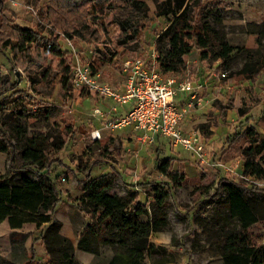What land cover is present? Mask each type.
<instances>
[{
    "label": "rangeland",
    "instance_id": "rangeland-1",
    "mask_svg": "<svg viewBox=\"0 0 264 264\" xmlns=\"http://www.w3.org/2000/svg\"><path fill=\"white\" fill-rule=\"evenodd\" d=\"M146 2L149 5V12L148 16L139 22V35L135 40L117 44L119 29L112 20L115 14L124 10V7H121L124 0H0V50H4V53L0 52V74L3 78H9L11 87L8 92L0 95V127L2 125L8 129L5 115L14 107L16 97L23 96L24 105L29 112L55 105L57 109L50 116V123L57 122L61 126L72 124L75 127L74 134L68 139L63 153L64 156L66 153L65 159L84 175L88 168L100 162L102 157L115 159V156L110 154L116 151L119 155L123 151L121 142L92 137V132L99 126L107 131L104 127L105 116H100L98 122L94 119V126H91L93 124L91 113L93 112L95 116L93 104L89 99L82 102L71 87L67 93L60 88V57L49 51L46 44L57 42L65 52L66 61L69 59L72 61L73 57L75 59L74 55L87 62L101 56L105 61L96 62L98 77L112 82L122 77L120 64L124 58L135 55L150 58L151 51L155 49V37L167 24L165 17L155 14L153 1ZM201 2L208 7L213 6L207 18L213 25L226 32L230 43L243 47L256 46L259 35L256 31L261 27L264 29V0H201ZM112 3L116 4L114 9L109 8V4ZM21 28H30L36 32L38 41L30 44L26 52H18L9 45L4 46L5 40L16 42L18 29ZM66 31L73 34L71 39L66 37ZM262 39L264 40V36ZM114 52L116 55L109 61L108 57ZM8 55L12 59L11 62ZM243 59L241 53H236L230 69L240 68ZM184 61L185 68L174 75L179 77L191 75L195 79L201 76L208 79L209 83H214L213 93L207 102L202 100L203 89L206 86L203 85L199 90L198 101L194 107H201L202 111L199 121L193 124L192 128L202 133L211 161L221 159L236 164L242 148L247 144L242 135L244 127L251 124L260 135L264 134V69L252 79H245L239 75L230 76L229 69L219 68L217 61L202 60L196 48L186 59L184 58ZM44 67L50 69V85L41 82L35 85V89H31L27 74L29 72L36 74ZM222 71L225 72V76L218 80V83H215V79L209 78L211 72L220 76ZM16 88L22 90L16 91ZM92 95L96 96L94 93ZM19 121L26 126L29 133L42 132L47 128L40 117L23 116ZM103 130H100L101 136ZM171 152L181 153L189 160L194 158V163L199 165L195 153L185 150L179 144L173 147L170 142L168 144L166 142L164 156L171 155ZM8 163V153L0 151V174L7 172ZM20 163L17 157V164ZM235 168L234 171H229L214 167L215 171H209L200 167L198 175L191 174L183 185L173 190L168 198L169 225L165 229L171 236V243L169 246H158L155 252L148 256L151 264L160 260H170L174 264H224L215 244L208 240L207 231L211 226L216 230L219 226L224 225L228 228L234 223L228 216L225 204L226 191L220 190L219 187L222 180L239 182L241 190L248 198L260 197V194L250 188L252 185L264 186V180L257 181L244 177L238 168ZM69 173L72 172L68 170L62 174L68 176ZM33 175L38 177L37 172ZM165 179V176L156 173L155 166L151 165L147 179L138 182L137 185L151 196L156 188H161ZM62 182L59 181V186ZM117 184L116 186L113 183L114 190H122L123 186L126 188L125 185L135 186L126 184L121 179H118ZM126 189L125 194H135L131 188ZM45 227L46 225H42L36 228L33 223H26L13 231L6 222L0 223V264L1 259H13L12 232L15 233V238L21 239V243H17L21 245L15 244L16 258L13 264H22V258L31 255L33 264H46L49 257L41 237ZM250 233L252 243L258 249L263 248L264 220L253 223ZM99 250L103 256L94 255L97 261L111 254L110 248L100 243Z\"/></svg>",
    "mask_w": 264,
    "mask_h": 264
},
{
    "label": "trees",
    "instance_id": "trees-1",
    "mask_svg": "<svg viewBox=\"0 0 264 264\" xmlns=\"http://www.w3.org/2000/svg\"><path fill=\"white\" fill-rule=\"evenodd\" d=\"M152 1L155 14L167 20L166 26L154 40L159 54V68L163 74L181 72L185 68L184 56L194 48L198 49L202 60L217 61L219 68L229 69L230 76L252 79L264 69L262 27L254 30L259 34L255 47L236 46L229 42L222 28L213 25L207 18L213 6L203 5L201 0ZM115 5L109 4V8L114 9ZM121 7L124 10L115 14L112 20L119 29L117 44L135 40L140 32L139 22L149 12L146 0H124ZM65 35L69 39L73 36L68 31ZM37 41L36 32L30 28H21L18 29L16 42L5 40L4 46L9 45L18 52H26L29 45ZM46 48L60 57L59 83L60 88L67 93L71 89L72 61L64 59L65 52L57 42L46 44ZM0 52L4 53V50ZM236 53L243 55V63L240 68L231 70V62ZM115 55L114 52L108 60L111 61ZM8 59L11 62L9 55ZM97 61L103 62L105 59L101 56L92 58L89 61L91 70H97ZM49 76L50 69L47 67L36 74L29 72L27 77L30 88L35 89V85L41 82L50 85ZM9 84V78H3L0 74V95L10 90ZM15 90L21 91L22 88ZM86 93L90 92L84 89L79 91L80 96ZM24 102L23 96L16 97L14 107L5 115L8 129L2 125L0 127V151L9 155L7 172L0 174V223L7 221L13 231L26 223H33L36 228L46 225L41 235L49 257L46 264H80L74 255L71 240L59 232L60 225L53 221L52 215L62 192L59 187L60 172H55V169L57 166H66L59 153L74 134L75 127L72 124L61 126L57 122L50 123L49 118L57 109L55 105L29 112ZM23 116L40 117L46 130L29 133L19 121ZM242 135L247 144L241 150V174L257 181L264 180V134L260 135L249 124L244 127ZM17 157L20 164H17ZM156 169L166 179L162 181L161 188L152 192L151 200L145 202L139 201L136 194L110 192L116 177H119L115 170L92 178L89 172L78 179V185L83 191L79 197L81 210L90 217L79 235V249L103 256L99 250L100 243L111 250L109 257L101 259L105 264H148L146 256L156 250L149 236L152 232L163 231L168 227V198L186 180L185 172L179 168L174 169L168 157H157ZM65 170L68 172L72 169L66 166ZM34 172L38 173V177H34ZM222 181L219 187L226 191L225 204L228 216L234 223L231 227L222 225L216 230L212 226L208 227V240L215 244L224 264H263L264 247L258 249L252 243L250 227L264 220V186L252 185L250 188L260 197L248 198L239 182L229 179ZM11 235L13 259H1V264H13L16 247L21 245L17 244L21 243V239L15 238L14 232ZM21 261L22 264H33L32 255L23 257Z\"/></svg>",
    "mask_w": 264,
    "mask_h": 264
},
{
    "label": "crops",
    "instance_id": "crops-1",
    "mask_svg": "<svg viewBox=\"0 0 264 264\" xmlns=\"http://www.w3.org/2000/svg\"><path fill=\"white\" fill-rule=\"evenodd\" d=\"M188 56V55H187ZM186 55L184 58L186 59ZM191 76V75H190ZM197 77V76H196ZM195 83H201L204 86H206L205 89H203L204 96L202 97V100L204 102H207L210 95L213 93V85L214 83H209L204 77L198 76L196 79L192 77ZM209 78L215 79V83H218L222 77L217 76V73L211 72V75ZM115 88L122 90V77L116 78L114 81L110 82ZM72 88V87H71ZM77 92V97L82 100L89 99L91 103L93 104V111L95 108L103 112L102 114H97L95 116L93 115V112L91 113V120H93V124L91 126H94L95 121L98 122L100 120V116H119L123 113H125L133 104V101H129L126 103H122L117 105L116 111H112L110 113H107L109 108L114 104V100L111 97L108 96H101L98 94H95L96 96H93L92 93H86L82 96L79 95L80 90H75ZM216 91V90H215ZM189 99V96L185 92H178L175 96V102L178 105H184L185 102H187ZM202 111L201 107H193L192 110L186 115V117L181 122V127L184 130H191L195 129L192 128V125L199 121L200 119V113ZM85 114V113H84ZM104 118V119H105ZM95 119V121H94ZM126 129L119 128V129H108L105 128L107 131L103 130V128H100L99 126V133L100 130H103V135L100 138L109 139L108 141H115L118 140L121 142L123 151L118 155L115 151L114 153L110 155H114L115 159H106L105 157H102V160L100 162L95 163L91 168H88V170L85 172V175L87 173H91V178L96 177L102 174H106L108 172H111L112 170H115L119 173V177H116L114 181V185H118V179L123 180L126 184L135 185L131 187L130 185H125L126 188H131L132 191L135 192L137 199L141 202L150 201L151 196L147 195V192L137 185V183H141L142 181L147 179L148 173H149V167L151 165L155 166L156 173L161 174L156 169V160L157 157H168L171 159V166L174 169H181L185 172L186 178H190L191 174L198 175V169L206 168L209 171H215L214 167L206 164V163H200L197 166L194 163V158L189 160L188 157H186L183 154H176V152H171V155L164 156L165 151V143L170 142L166 137L156 135L154 137V140L152 142H147L141 139V136L143 134V131L140 129H136L131 125H128ZM197 130V129H196ZM199 131V130H198ZM200 132V131H199ZM201 133V132H200ZM202 135V133H201ZM203 136V135H202ZM66 147V145H65ZM64 147V149H65ZM174 147V146H173ZM63 149V150H64ZM63 150L59 153L60 158L65 163L67 167H70L72 170V173H69L68 176L62 174L63 172L67 173L65 170L66 166H57L55 169V172H60V178L61 176L65 177V180L60 184V188L62 189V192L60 194V201L55 205L53 210V221L59 223V232L68 237L73 246H74V255L77 259H79L83 264H105L102 260H95V256L87 251L81 250L78 248V240L79 235L85 228V224L90 220L89 215L85 214L84 211L81 210V202L79 200V197L82 195L83 191L78 185V179L84 177L85 175L79 171L76 167H74L73 164L67 161L64 156ZM161 154V155H160ZM221 160V159H220ZM224 161V160H223ZM230 167L238 168L239 172L241 173L242 168V158L239 156L237 159L236 164H230L229 162L225 161ZM191 169V171H189ZM205 169V170H206ZM234 171V170H233ZM72 174V175H70ZM59 178V181L61 180ZM113 186V185H112ZM124 186L122 190H114L113 187H111L110 192H116L120 195H124L127 192ZM158 190V188H156ZM154 190V191H156ZM153 191V192H154ZM6 222L7 221H3ZM2 223V222H1ZM171 236L169 232L163 230V231H156L152 232L149 236V241L154 244V246L157 248L158 246H169L171 243ZM108 255L107 257H109ZM148 256H146V261L148 264H151L148 260ZM155 264H174L173 261L170 260H164V261H157Z\"/></svg>",
    "mask_w": 264,
    "mask_h": 264
},
{
    "label": "built area",
    "instance_id": "built-area-1",
    "mask_svg": "<svg viewBox=\"0 0 264 264\" xmlns=\"http://www.w3.org/2000/svg\"><path fill=\"white\" fill-rule=\"evenodd\" d=\"M70 43V40H68ZM72 59L70 85L75 90H88L101 96H108L114 104L107 113L116 111L117 105L133 101L132 106L119 116H106L104 127L119 129L128 125L143 131L141 139L152 142L156 135L166 137L170 143L181 145L185 150L196 154L200 163L220 167L229 171L230 167L223 160H210V152L206 142L196 129L184 130L182 120L198 101V93L203 84L195 83L190 75L179 77L165 75L159 68L158 52L153 49L150 58L130 56L121 61L122 90L115 88L110 82L100 79L97 71L91 70L89 62L80 60L77 55ZM220 77L225 72H220ZM178 92H185L189 99L184 105L175 102ZM96 114H102L97 108ZM93 138H99V129L92 132ZM61 181L65 180L61 176Z\"/></svg>",
    "mask_w": 264,
    "mask_h": 264
}]
</instances>
